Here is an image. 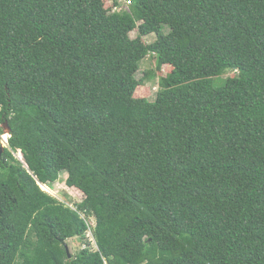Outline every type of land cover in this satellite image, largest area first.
<instances>
[{"label": "trees", "instance_id": "1", "mask_svg": "<svg viewBox=\"0 0 264 264\" xmlns=\"http://www.w3.org/2000/svg\"><path fill=\"white\" fill-rule=\"evenodd\" d=\"M129 1L0 0V264H264V0Z\"/></svg>", "mask_w": 264, "mask_h": 264}, {"label": "rangeland", "instance_id": "2", "mask_svg": "<svg viewBox=\"0 0 264 264\" xmlns=\"http://www.w3.org/2000/svg\"><path fill=\"white\" fill-rule=\"evenodd\" d=\"M121 4L119 9L124 10L128 9L129 7L126 6L125 0H118ZM105 7L107 9H114L115 0H104ZM112 9V10H113ZM131 37H136L137 31L131 32ZM155 40V35L151 34L149 36L144 37V41L146 43H151ZM172 67L170 65H164L162 70H157L156 61L154 56H147L142 62L139 71L137 72V78L141 79L144 78L147 74L150 76L144 83L137 88L135 92L136 97H146L150 100H154L159 89V79L161 77H165L170 71ZM153 74V75H152ZM237 73L235 71L227 70L224 74L217 76L214 78V85L215 87H220L224 85L226 79L228 77H233ZM0 129L4 130V133L1 134L0 132V145H3V141L6 140V144L9 145L7 139H9L10 131L9 129L2 123H0ZM22 162L25 163L23 154L21 151H18L16 154ZM67 173L63 172L60 176V179L51 185H48V188H43L47 193L54 196L55 198L59 199L62 202L70 205L71 207H75L79 202H81L84 198L83 193L76 189V188H69L66 183ZM91 228L95 227L96 221L92 217L90 218ZM69 246V251L71 256H74L80 250L89 247L92 250H96L97 242L94 233L90 231L84 237H75L73 239H69L67 241Z\"/></svg>", "mask_w": 264, "mask_h": 264}, {"label": "water", "instance_id": "3", "mask_svg": "<svg viewBox=\"0 0 264 264\" xmlns=\"http://www.w3.org/2000/svg\"><path fill=\"white\" fill-rule=\"evenodd\" d=\"M8 129H9V128H8ZM5 141H6V140L3 141L2 149L0 150V156H1V154H2L3 148L8 146V145L6 144ZM7 142H8V139H7ZM38 184L40 185V187H41L42 189L48 187L47 184H44V183L40 182L39 180H38ZM43 190H44V189H43ZM44 191H45V190H44ZM64 243H65V247H66L67 252H68V256L71 257V253H70V251H69V246H68V244H67L66 242H64Z\"/></svg>", "mask_w": 264, "mask_h": 264}, {"label": "built area", "instance_id": "4", "mask_svg": "<svg viewBox=\"0 0 264 264\" xmlns=\"http://www.w3.org/2000/svg\"><path fill=\"white\" fill-rule=\"evenodd\" d=\"M126 1V6L127 7H130V5H131V1H129V0H125ZM120 2V1H119ZM121 7V4H120V6H118V5H114V9H113V11H118V10H121V9H119ZM91 232V233H93V230H92V228L90 227V229L88 230V232Z\"/></svg>", "mask_w": 264, "mask_h": 264}, {"label": "bare ground", "instance_id": "5", "mask_svg": "<svg viewBox=\"0 0 264 264\" xmlns=\"http://www.w3.org/2000/svg\"><path fill=\"white\" fill-rule=\"evenodd\" d=\"M46 188H48V187H46ZM49 189V188H48Z\"/></svg>", "mask_w": 264, "mask_h": 264}]
</instances>
